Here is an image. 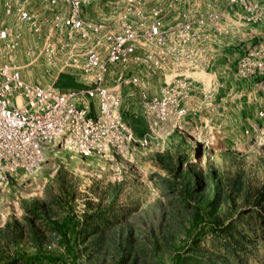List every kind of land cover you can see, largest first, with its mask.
<instances>
[{
	"label": "rangeland",
	"instance_id": "374dc122",
	"mask_svg": "<svg viewBox=\"0 0 264 264\" xmlns=\"http://www.w3.org/2000/svg\"><path fill=\"white\" fill-rule=\"evenodd\" d=\"M215 4L228 9L219 56L211 74L195 73L224 84L212 107L155 123L135 101L127 119L137 141L123 154L81 158L49 144L36 170L3 186L0 264H264V74L239 67L264 46V15L239 20L250 13ZM22 29L16 62L28 81L81 85Z\"/></svg>",
	"mask_w": 264,
	"mask_h": 264
},
{
	"label": "built area",
	"instance_id": "2783aa9c",
	"mask_svg": "<svg viewBox=\"0 0 264 264\" xmlns=\"http://www.w3.org/2000/svg\"><path fill=\"white\" fill-rule=\"evenodd\" d=\"M32 1L0 0V196L5 183L36 170L54 142L81 158L129 151L135 101L155 123H187L224 85L195 75L211 74L219 56L228 9L217 0ZM237 5L250 13L239 20L263 18L255 0H228ZM24 26L44 38L40 53L78 72L81 85L63 90L25 78L16 62ZM239 67L264 74V46L248 48Z\"/></svg>",
	"mask_w": 264,
	"mask_h": 264
},
{
	"label": "bare ground",
	"instance_id": "6f19581e",
	"mask_svg": "<svg viewBox=\"0 0 264 264\" xmlns=\"http://www.w3.org/2000/svg\"><path fill=\"white\" fill-rule=\"evenodd\" d=\"M108 153V152H107ZM107 153H106V155H107Z\"/></svg>",
	"mask_w": 264,
	"mask_h": 264
}]
</instances>
